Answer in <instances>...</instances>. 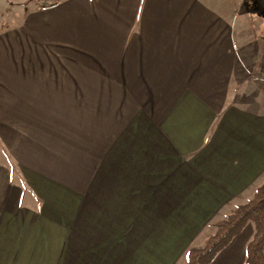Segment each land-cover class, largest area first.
Instances as JSON below:
<instances>
[{"label": "crops", "instance_id": "0c3cea01", "mask_svg": "<svg viewBox=\"0 0 264 264\" xmlns=\"http://www.w3.org/2000/svg\"><path fill=\"white\" fill-rule=\"evenodd\" d=\"M222 1L0 0V264H183L255 195L264 13Z\"/></svg>", "mask_w": 264, "mask_h": 264}, {"label": "trees", "instance_id": "16d2710c", "mask_svg": "<svg viewBox=\"0 0 264 264\" xmlns=\"http://www.w3.org/2000/svg\"><path fill=\"white\" fill-rule=\"evenodd\" d=\"M249 221L255 225V234L246 248V264H264V184L256 189L253 199L212 224L216 232L208 237L202 248L188 250L185 264L211 263Z\"/></svg>", "mask_w": 264, "mask_h": 264}, {"label": "rangeland", "instance_id": "374dc122", "mask_svg": "<svg viewBox=\"0 0 264 264\" xmlns=\"http://www.w3.org/2000/svg\"><path fill=\"white\" fill-rule=\"evenodd\" d=\"M28 2H30V1H34V0H27ZM210 3H214V4H220V0H208ZM223 2V5H222V9L226 12V13H228V14H238L239 16H240V18H242V17H247V15H249V16H251L252 14H254V13H264V0H223L222 1ZM1 12V11H0ZM2 16H1V14H0V18H1ZM8 17H10V15L8 16ZM252 17V16H251ZM246 22H249V21H246ZM12 23H15V21H12V20H9V19H0V28H4V27H6V26H9V25H11ZM247 24V23H246ZM241 25H244V23H242ZM250 26V25H249ZM255 26L256 27H259V25H258V21H255ZM262 184H264V182L262 183ZM262 184H260V185H258L256 188H255V192H256V189L259 187V186H261ZM255 196V195H254ZM254 196L251 198V199H253L254 198ZM251 199H249V200H251ZM248 200V201H249ZM247 201V202H248ZM247 202H245V203H243V204H241V205H244V204H246ZM240 206V205H239ZM238 206V207H239ZM237 209V208H236ZM235 209V210H236ZM233 212V211H232ZM231 212V213H232ZM231 213H229V214H231ZM227 216V215H226ZM225 216V217H226ZM224 218V217H223ZM222 218V219H223ZM219 220H221V219H217L215 222H217V221H219ZM215 222H213V224L215 223ZM250 222V221H249ZM211 230L213 231V233H210L209 235H208V237L210 236V235H212V234H214L215 232H216V229L212 226V224H211ZM241 232V231H240ZM208 237H207V239H208ZM207 239H206V241H207ZM205 244H206V242H205ZM205 244H204V246H205ZM193 247H196V246H192L191 248H193ZM203 246H201V247H197V248H202ZM191 248H189V249H191ZM188 249V250H189ZM188 250H187V252H188ZM186 252V253H187ZM186 254H185V256H184V261H183V264H185V261H186Z\"/></svg>", "mask_w": 264, "mask_h": 264}]
</instances>
